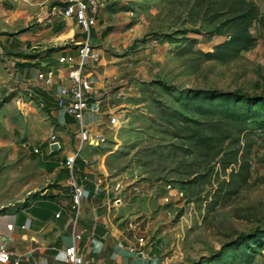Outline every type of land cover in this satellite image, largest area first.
<instances>
[{
  "label": "rangeland",
  "instance_id": "1",
  "mask_svg": "<svg viewBox=\"0 0 264 264\" xmlns=\"http://www.w3.org/2000/svg\"><path fill=\"white\" fill-rule=\"evenodd\" d=\"M251 3L260 10L251 46L207 58L231 41L232 18ZM101 10L109 27L101 85L123 124L113 131L108 116L105 139L82 156L121 182L123 225L137 222L175 264H264V0H105ZM17 79L0 60V213L56 184L45 183L35 157L49 164L37 154L72 134L37 86L23 89ZM226 104L247 118L229 122ZM169 183L183 196L171 195Z\"/></svg>",
  "mask_w": 264,
  "mask_h": 264
},
{
  "label": "crops",
  "instance_id": "2",
  "mask_svg": "<svg viewBox=\"0 0 264 264\" xmlns=\"http://www.w3.org/2000/svg\"><path fill=\"white\" fill-rule=\"evenodd\" d=\"M62 6L63 0H0V32H5L0 33V60H4L11 73L16 75V84L23 89L32 90L34 86L30 85L35 83L33 79L39 66L53 67L57 82H63L68 75L71 65L61 63L59 56L76 54V45L67 43L81 38L83 33L75 17L67 18L62 14ZM54 19L58 23L53 22ZM103 19L101 10L97 23L99 26L96 25L92 32L93 43L98 47L102 46L109 34V27L105 26ZM93 33L99 42L94 41ZM51 46L55 49H50ZM101 60L85 68L83 73H90L94 77L96 95L101 90L106 92L101 99V114L85 115L91 130L103 134V124L112 109L109 101L114 94L101 85ZM24 61L32 64H21ZM55 88L56 85L52 89ZM34 89L44 102L50 104L52 112L57 113L61 125L71 129L72 134L62 130L66 134L59 139L61 147L53 145L51 149L47 146L37 154L49 155L52 158L49 164L43 165L41 157H35L45 183L56 184L33 195L18 210L0 213V243L3 238H8L11 252L9 264H66L63 248L71 242H75L93 264H175L160 258L158 244L140 233L137 222L130 219L127 221L128 226L123 225L127 216L122 211L125 206L122 189H117L121 182L107 174L102 163L91 164L82 156L86 146L75 160L77 178L85 187V195L78 220H70L72 199L69 189L64 185L69 173L64 160L73 147V137L79 129V123L68 120V116L73 115L58 106L55 90ZM25 145L29 147L31 143L27 141ZM61 192L64 194L60 195ZM116 197H120V201ZM59 211L61 214L57 216ZM11 221L14 225L9 229L7 224ZM142 236L146 237L145 243L140 241Z\"/></svg>",
  "mask_w": 264,
  "mask_h": 264
},
{
  "label": "built area",
  "instance_id": "3",
  "mask_svg": "<svg viewBox=\"0 0 264 264\" xmlns=\"http://www.w3.org/2000/svg\"><path fill=\"white\" fill-rule=\"evenodd\" d=\"M105 5V0H63L62 14L67 17H75L77 22L81 25L83 35L81 38L73 39L72 43L76 45L77 53H66L59 56L61 63L71 65L68 75L64 77L63 82H57L56 70L53 67H37L33 79L34 85L37 87L51 90L56 85L55 98L58 106L65 112L73 115L75 120L79 123V129L75 132L73 137V147L67 154L64 160L65 166L69 169V173L64 180V185L69 189L71 195L72 212L70 220L76 222L79 217L82 199L85 195V187L79 183L77 172L75 170L76 157L81 153L83 148L87 145H95L105 137L102 133L92 131L90 123L85 120V115L90 113L94 116L100 115L101 99L106 92L94 91V77L90 73H83V70L92 67L102 58L100 48L93 43L92 32L97 25L101 9ZM94 69L96 66L93 67ZM95 94V95H94ZM97 121V120H96ZM108 127L113 131L118 130L123 121L117 113H109ZM53 145L61 147L60 140L54 139L48 142V146L53 149ZM35 151H39L35 147ZM120 184L117 189L120 188ZM166 188L171 192V195L183 196V191L175 189L169 183ZM64 193L61 192L60 195ZM120 201V197H116ZM165 199H169L166 195ZM61 211L57 213L60 216ZM14 222H9L7 228L12 229ZM141 242H146V237L140 238ZM64 260L66 264H93L92 261L84 256L78 249L75 242L66 244L63 248ZM11 260V252L9 249L8 238H3L0 243V264H9Z\"/></svg>",
  "mask_w": 264,
  "mask_h": 264
},
{
  "label": "trees",
  "instance_id": "4",
  "mask_svg": "<svg viewBox=\"0 0 264 264\" xmlns=\"http://www.w3.org/2000/svg\"><path fill=\"white\" fill-rule=\"evenodd\" d=\"M260 16V10L258 6L254 3L249 4V7L242 12L237 13L232 19L235 22V26L237 27L234 34L231 36V41L228 43H222L220 45H217L216 48L212 51H206L204 52L205 56L210 59H221L225 60L230 58L234 55V52L231 51V48L236 44L239 43L240 46L238 49L241 48H249L251 46V43L253 41V36L251 34V28L255 24V22L258 20V17ZM220 97L227 99L228 94H222ZM257 97V96H256ZM232 99V98H229ZM242 98L239 100L241 101ZM260 101H264V97L259 98ZM229 105V104H228ZM239 106H236L235 109L230 110L227 104L225 106H222L220 108L221 112L225 114L226 117H230L229 122H237V124H241V120L247 118V116L244 115L243 109H241ZM260 127H264V119L260 120ZM224 130L221 131H227V127L223 126L222 123H218V129ZM230 136V132H225L223 137L219 138H227ZM39 194L38 192L34 193L33 195ZM28 201H25L27 203Z\"/></svg>",
  "mask_w": 264,
  "mask_h": 264
}]
</instances>
